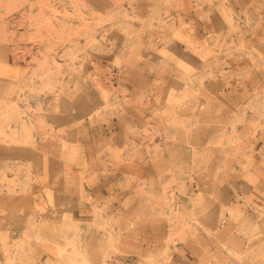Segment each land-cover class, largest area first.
I'll return each instance as SVG.
<instances>
[{
	"label": "rangeland",
	"instance_id": "1",
	"mask_svg": "<svg viewBox=\"0 0 264 264\" xmlns=\"http://www.w3.org/2000/svg\"><path fill=\"white\" fill-rule=\"evenodd\" d=\"M0 264H264V0H0Z\"/></svg>",
	"mask_w": 264,
	"mask_h": 264
},
{
	"label": "crops",
	"instance_id": "2",
	"mask_svg": "<svg viewBox=\"0 0 264 264\" xmlns=\"http://www.w3.org/2000/svg\"><path fill=\"white\" fill-rule=\"evenodd\" d=\"M151 60H153V59H151ZM148 62L151 64H150V66H148V64H147L148 69L145 71L144 75H142L141 72H138L136 69H134L132 67V68H130V70H127L124 68L122 71H120L121 69L120 70L117 69L118 71H120L119 73L117 72L118 76L117 77H116V75L110 76L111 77V78H109L110 80L107 79L110 72H109V74H104V75L98 76L99 79L101 81H103L102 83H105V85H108V86L111 85L112 87H115L114 84L118 85L121 83V81L124 82L122 85L127 84L128 88H126V89H128L132 92L131 94H129V97L131 95V98H133L135 100V104H136L135 105L136 108H133V111L136 114V117H135L136 122L138 121V119L144 118V114L150 113L152 115L154 113V111H156V109H157L156 107H158V101L156 99L157 98L156 93L158 91H161V89H164L165 84L168 83V81L170 79V72L167 69H164V66H165L164 63H162V62L160 63L159 61H148ZM86 64L88 66H90V64H92V63L86 62ZM157 66H160V68H158ZM111 68L113 69V63H110L107 61L105 63L104 70L106 69V71L108 73V70H110ZM160 70H162V71L164 70L165 73H164V71L162 73ZM159 71H160V73H159ZM115 77H116V79H115ZM135 88L138 91V93H136V94L134 93ZM154 93H155V95H154ZM140 95H143L144 98L140 97ZM230 96H232V94ZM92 98H95V96H92ZM230 101L233 102L232 97H230ZM85 117H86V115L83 111H77L75 113H72V117L66 116L65 118H68L66 120V123H67V122H71V120L73 118L74 119L76 118L77 120H79V119H83ZM62 122H65V120H63ZM69 126H70V124H69ZM112 126H114V127H109V131L116 134V130H113V128H116L115 122L112 123ZM70 127L73 128L72 126H70ZM259 143H260V140H259L258 144ZM70 145H73V143H70ZM81 148H84L83 144H82Z\"/></svg>",
	"mask_w": 264,
	"mask_h": 264
},
{
	"label": "bare ground",
	"instance_id": "3",
	"mask_svg": "<svg viewBox=\"0 0 264 264\" xmlns=\"http://www.w3.org/2000/svg\"><path fill=\"white\" fill-rule=\"evenodd\" d=\"M145 210V209H144ZM111 241V240H110Z\"/></svg>",
	"mask_w": 264,
	"mask_h": 264
}]
</instances>
